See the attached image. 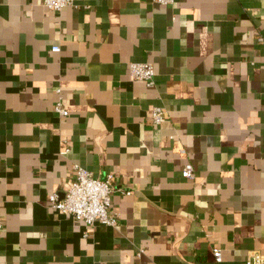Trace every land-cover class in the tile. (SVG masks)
<instances>
[{"label":"crops","instance_id":"crops-1","mask_svg":"<svg viewBox=\"0 0 264 264\" xmlns=\"http://www.w3.org/2000/svg\"><path fill=\"white\" fill-rule=\"evenodd\" d=\"M131 62H152L155 84L131 78ZM75 164L113 175L116 227L50 208ZM253 251L264 0H0V264H244Z\"/></svg>","mask_w":264,"mask_h":264},{"label":"built area","instance_id":"built-area-1","mask_svg":"<svg viewBox=\"0 0 264 264\" xmlns=\"http://www.w3.org/2000/svg\"><path fill=\"white\" fill-rule=\"evenodd\" d=\"M80 0H42V4L54 11H61L66 7L78 6ZM163 5H173L177 0H154ZM54 51H59V46L53 47ZM129 74L135 80L144 81L148 86L155 84L156 68L152 62H131ZM57 92L60 94L61 89ZM54 110L60 115L66 116L69 111L64 106L62 97H59L54 105ZM151 120L154 124L160 125L168 118L167 112L161 106H156L151 111ZM74 178L64 194L61 196L58 192L49 195L50 208L63 214L71 215L87 225H94L100 222L105 225L116 227L118 215L113 212L112 195L115 192L113 184V175L108 174L106 178L100 179L93 173L79 165H74ZM185 177L191 179L194 177V166L187 163L183 168ZM131 191H125L129 194ZM213 254L216 262H223V252L221 248H214ZM244 264H264V255L260 251H253L248 256Z\"/></svg>","mask_w":264,"mask_h":264}]
</instances>
